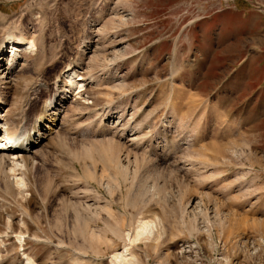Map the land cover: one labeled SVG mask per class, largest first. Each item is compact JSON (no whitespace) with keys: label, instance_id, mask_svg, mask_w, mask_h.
Wrapping results in <instances>:
<instances>
[{"label":"rangeland","instance_id":"obj_1","mask_svg":"<svg viewBox=\"0 0 264 264\" xmlns=\"http://www.w3.org/2000/svg\"><path fill=\"white\" fill-rule=\"evenodd\" d=\"M11 36L2 118L45 119L0 160V264H264V0H0ZM142 218L164 233L129 242Z\"/></svg>","mask_w":264,"mask_h":264},{"label":"bare ground","instance_id":"obj_2","mask_svg":"<svg viewBox=\"0 0 264 264\" xmlns=\"http://www.w3.org/2000/svg\"><path fill=\"white\" fill-rule=\"evenodd\" d=\"M7 44H8L7 47L10 45V50H7V52L11 53L10 55L11 57H9L8 59L3 58L2 55H4L5 51L4 49H2V53L0 54L1 56L0 57V79L3 80L4 83L11 84L12 82H14L13 77H14V73L16 70L15 67L17 64V62L15 63L14 61H16V59L21 55L22 52H27L28 50L33 51L32 49L33 48L35 49V43L33 41L22 42L11 36L10 42ZM65 77L69 80L70 91L76 92L77 90L80 93V91L85 89L84 78L79 74L78 70L75 69L74 67L67 69V72L65 73ZM53 98L54 99L51 100L52 103L49 108V111L53 110L52 114L58 115L59 109L61 108L60 104L64 99H62L63 97L57 93L54 94ZM1 101L2 100L0 99V109H3L4 101L2 102ZM38 118H39V122H38V125L35 127V130L33 129L32 130L30 129L29 131L25 130L26 128L23 129L24 125L22 126V128L21 127L19 128L18 126L17 129L12 130L9 126L10 125L9 119L5 116L2 118V113H0V160L1 161L6 160L9 163H11L13 165L12 169H15V167H18V166L20 167L25 166V162L27 163L28 160L25 159L26 155H24V153L30 151L31 147L34 146L35 144H38L39 138H43L44 134L42 133V130H40L38 127L40 126L39 123H41L43 119L45 118L43 116H39ZM38 118H37V121H38ZM47 122H51V120H48ZM41 126H42V123H41ZM43 127H44V124H43ZM44 128L46 130V129H49L50 126L46 124ZM17 130L18 131L20 130V131L17 132ZM17 183H18L17 185L24 186L25 185L24 178L19 177L17 179ZM138 221L139 222L137 224L138 226H137L135 235L132 234V237H131L130 233L127 234L129 242L134 243L135 241H138L139 239L142 238V236L146 234L148 237L149 235L157 237L162 234V230L164 233V229L162 227H158L156 223H154V220H146L142 218ZM154 227L155 229H157V231L155 232H153ZM153 233H156V235H153ZM17 238L20 241H23L24 239L23 231H20L18 233ZM24 254L26 257L25 264H36L35 260L31 256H29L26 253ZM111 264H138V261H137L135 254L128 247V244L127 245L124 244L123 251L117 252L113 255V258L111 259Z\"/></svg>","mask_w":264,"mask_h":264}]
</instances>
